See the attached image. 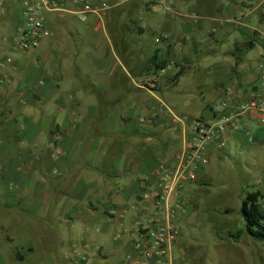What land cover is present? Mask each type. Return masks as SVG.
<instances>
[{"label":"crops","instance_id":"1","mask_svg":"<svg viewBox=\"0 0 264 264\" xmlns=\"http://www.w3.org/2000/svg\"><path fill=\"white\" fill-rule=\"evenodd\" d=\"M2 1L0 26L6 33L2 36L6 45L0 44V200L7 209L57 226L56 233L71 248L78 241L86 247L95 238L98 246L93 257L99 264H123L132 252V242L140 238L141 229L156 213L155 193L162 185L159 164L175 168L182 154L190 153L197 144L194 120L214 118L213 105L236 96L241 88L264 92L259 77V63L264 58V0H90L109 5L101 14L90 13L82 20L97 34L87 62L82 63L92 70L91 82L83 73L75 78L62 74L67 61L73 64L71 68L81 63L69 47L63 48L56 38L51 41L57 35L56 25L79 19L68 0H61L65 12L47 15L51 35L27 51L18 49L13 38L20 0ZM161 9L169 17H159ZM114 12H124L133 25V20L143 22L133 30H100ZM177 27L194 35L182 46L172 43ZM159 28L164 31L160 35ZM71 30L78 36L88 32ZM135 30L138 37L133 48L128 36ZM148 32L153 36L150 41L145 38ZM257 45L261 52L253 53ZM15 50L21 53L12 54ZM192 51L204 56L201 61L209 60V75L216 80L208 90L214 98L205 99L199 116L183 117L178 107L159 98V92L172 87L185 73L186 67H180L169 82L165 75L171 63L176 68L179 64L174 61H187ZM153 54L155 63L164 62V67L153 66ZM218 54H224V59H212ZM126 96L132 104L121 102ZM87 98L91 100L86 102ZM161 109L162 115L152 123L133 119L135 112H146L148 117ZM240 128L237 133L228 132L230 149L246 153L254 144H264V125L255 113L246 112ZM54 153L58 155L53 157ZM204 155L206 164L188 163L186 179L169 202L181 200L187 186H211L212 162L230 154L207 146ZM256 192L263 204L259 190L248 193ZM205 194L208 196L207 191ZM205 213L208 219H216L211 212ZM177 215L178 225L182 215ZM234 217L239 222L243 219L241 214ZM107 235H112L113 248L105 254L102 245ZM242 236L231 240L240 242ZM180 245L177 239L173 264L188 263L175 257ZM82 256L85 260L81 261L86 262L88 255Z\"/></svg>","mask_w":264,"mask_h":264},{"label":"rangeland","instance_id":"2","mask_svg":"<svg viewBox=\"0 0 264 264\" xmlns=\"http://www.w3.org/2000/svg\"><path fill=\"white\" fill-rule=\"evenodd\" d=\"M118 8L121 6L115 9ZM144 13L146 14L145 11ZM158 13L161 18L169 17L164 9L159 10ZM67 17V14L64 15V19ZM133 21H135L134 25L124 12L120 14L114 12L112 19L104 22L100 30L103 28L108 31L123 28L133 30L143 22L142 20ZM56 28L57 35L50 37L51 41L53 42L56 38L63 48L69 47L70 52L77 55L76 62L81 63L78 64L79 66L76 64L71 68L73 64L67 61L68 68L63 65L62 74L75 78L78 77L77 74L82 76L83 73V77L91 82L92 70L89 67L85 68V65L82 64L87 62V52L90 53L91 44L97 37L96 33L91 32V24L82 22L80 19H73L69 23L63 22L56 25ZM72 28L87 29L88 32L78 36L74 34ZM3 31L0 26L1 46L6 45L2 40V36L6 34ZM157 32L160 35L164 31L159 28ZM187 34V29L183 30L177 27L173 31L172 43L182 46L191 39V36H194L188 34L187 37ZM136 37H138L136 30L132 36H128V42L132 43L131 46L129 45L130 47L134 48ZM145 38L150 41L153 36L148 32ZM261 49L260 45H257L252 52H261ZM144 52L146 51L144 50L141 54ZM20 53L15 50L12 54ZM4 54L8 53L4 52ZM224 56V54H218L212 59L222 60ZM200 58L203 59L204 56L198 57L192 51L186 57L187 61L182 59L174 61L179 64L176 68L172 62L169 74L165 75L169 82L180 67H186L185 73L172 87L168 85L166 89H161L159 92V98L172 108L178 107L176 109L180 110V115L183 117L199 116L203 112L204 106L201 107V105L205 99L214 98L208 88L214 86L216 77L209 75V60L201 61ZM139 60L138 57L136 62ZM131 97L133 98V95ZM90 98H87L86 102H89ZM130 100L131 98L126 96L121 102L132 104V100ZM134 114L133 119L135 120L147 119L146 112L139 111ZM228 153L229 156H222L221 160L212 162L214 176L211 186L204 187L205 189L198 184L192 188L187 186L180 194V202H182L185 212L183 214L177 212L180 216L182 215L178 222L179 234L177 237L181 243L180 247H182L180 251L177 247L174 251L178 261L179 258H185L188 261L187 264H264V245L253 240L245 232L243 219L239 222L234 217L235 214H240L243 194L254 189L260 191L264 204V144H254L253 149L246 153H238L233 148ZM194 189H198L199 192H195ZM206 191L208 196L205 194ZM194 204L198 205L200 210H195ZM225 210L230 212L225 213ZM205 212H211L216 216V219H213V216L208 219ZM56 227L51 226L47 220L29 216L18 209H7L0 200V264H99L93 257V252L98 246V241L95 238L90 239L93 243L89 242L86 247L78 241V244L74 242L75 247L71 248L70 244L56 233ZM237 230H241L243 234V240L237 242L239 244L231 240L230 237V234H234ZM111 237L112 235H107L102 245V252L105 254L113 248ZM84 254L88 255L86 262L80 260Z\"/></svg>","mask_w":264,"mask_h":264},{"label":"built area","instance_id":"3","mask_svg":"<svg viewBox=\"0 0 264 264\" xmlns=\"http://www.w3.org/2000/svg\"><path fill=\"white\" fill-rule=\"evenodd\" d=\"M68 1L72 6L71 12L80 20H85L90 13L101 14L109 6L104 2L95 3L90 0ZM2 5L3 2L0 0V6ZM20 9V18L15 26L13 38L17 48L24 51L38 47L51 35L47 24L48 13L66 11L65 3L61 0H20ZM259 69L260 87L264 91V58L259 63ZM163 106L162 108L170 112L168 107ZM213 111L215 116L209 121L201 118L194 120L192 129L197 144L189 149L190 153L182 154V159L175 168L159 164L162 185L155 193L156 213L141 229L140 238L132 242V252L126 255L123 264H173L172 248L179 234L177 214L179 212L183 214L185 209L179 199L169 202L170 196L186 179L189 162L197 161L199 164L208 162L204 155L207 146L224 154L229 152L228 132L237 133L241 130V119L246 112L255 113L260 124L264 125V92L257 93L251 87L245 90L241 88L236 96L218 100L213 105ZM161 112L162 109L159 113L155 111L147 119L140 118L139 121L143 124L152 123L162 115ZM56 154L58 155L54 153L53 157H56ZM262 206L264 207V204ZM80 260H85V257L82 256Z\"/></svg>","mask_w":264,"mask_h":264},{"label":"trees","instance_id":"4","mask_svg":"<svg viewBox=\"0 0 264 264\" xmlns=\"http://www.w3.org/2000/svg\"><path fill=\"white\" fill-rule=\"evenodd\" d=\"M156 54L151 57V63L157 69L164 67V62L155 63ZM177 77V75H176ZM259 193H248L242 201L240 209L241 217L245 222V232L255 241L264 245V207L259 202ZM242 234L241 230H237L230 237L238 239Z\"/></svg>","mask_w":264,"mask_h":264}]
</instances>
